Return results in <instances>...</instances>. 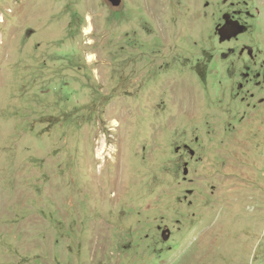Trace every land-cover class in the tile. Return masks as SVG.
Listing matches in <instances>:
<instances>
[{
	"label": "rangeland",
	"instance_id": "rangeland-1",
	"mask_svg": "<svg viewBox=\"0 0 264 264\" xmlns=\"http://www.w3.org/2000/svg\"><path fill=\"white\" fill-rule=\"evenodd\" d=\"M0 264H264V0H0Z\"/></svg>",
	"mask_w": 264,
	"mask_h": 264
},
{
	"label": "bare ground",
	"instance_id": "bare-ground-1",
	"mask_svg": "<svg viewBox=\"0 0 264 264\" xmlns=\"http://www.w3.org/2000/svg\"><path fill=\"white\" fill-rule=\"evenodd\" d=\"M84 30H85L86 33H90L93 30V22H92L90 16H88V24H87V26L85 27ZM87 58H88L89 63H91V62H93L96 59V54L95 53H90V54L87 55ZM114 124L117 125L118 121L114 120ZM100 145L101 146L98 148V153H97L98 157L100 159H104L107 154L111 155V157H114L112 154H114L116 152V150H117L116 147L114 146L115 144H111L113 146L110 147V151H108V153L106 151H107V145H109V144L104 138L101 140V144Z\"/></svg>",
	"mask_w": 264,
	"mask_h": 264
},
{
	"label": "water",
	"instance_id": "water-1",
	"mask_svg": "<svg viewBox=\"0 0 264 264\" xmlns=\"http://www.w3.org/2000/svg\"><path fill=\"white\" fill-rule=\"evenodd\" d=\"M112 5L114 6H119L122 4L123 0H108ZM185 173H188V167L187 165L185 166ZM162 236L165 240H168L171 237V230L169 228H165L162 231Z\"/></svg>",
	"mask_w": 264,
	"mask_h": 264
},
{
	"label": "flooded vegetation",
	"instance_id": "flooded-vegetation-1",
	"mask_svg": "<svg viewBox=\"0 0 264 264\" xmlns=\"http://www.w3.org/2000/svg\"><path fill=\"white\" fill-rule=\"evenodd\" d=\"M112 5V4H111ZM113 7H119V6H114V5H112ZM186 145H188V144H183V148L184 147H186L187 149H186V151H191L192 149H191V147H187ZM159 230H160V232H162L164 229H165V225L162 227V226H159V228H158ZM171 235H172V232H171Z\"/></svg>",
	"mask_w": 264,
	"mask_h": 264
}]
</instances>
